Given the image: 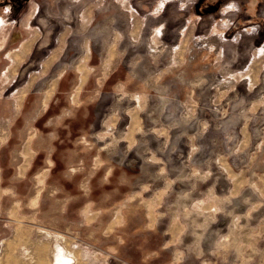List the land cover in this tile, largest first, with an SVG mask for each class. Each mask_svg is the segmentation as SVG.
Listing matches in <instances>:
<instances>
[{"label": "rangeland", "instance_id": "rangeland-1", "mask_svg": "<svg viewBox=\"0 0 264 264\" xmlns=\"http://www.w3.org/2000/svg\"><path fill=\"white\" fill-rule=\"evenodd\" d=\"M21 1L0 0V17H28L30 5L11 13ZM69 1L77 16L93 22L75 36L82 48L70 51L64 57L68 64L57 73L27 72L21 79L30 77V87L0 90V117L14 113L4 123L16 130L26 124L23 114H65L52 127L71 129L70 138L78 141L100 134L108 114L113 117L105 129H117L115 120L122 115L120 128L130 126L125 112L135 114L137 135L110 141H120L127 152L130 145L134 151L127 154L137 164L130 158L126 167L111 162L100 174L106 176L105 187L94 182L95 202L101 205L107 194L115 213L109 231L47 233L45 245L37 236L22 243L23 264H187L193 257L207 264H264V26L247 21L226 33V19L211 9L217 17L221 7L245 15L246 8H263L264 0ZM232 6L239 10H229ZM239 36L247 38L237 41ZM44 120L34 123L42 127ZM169 184L170 192L189 199L190 209L206 210L210 228L199 234L206 248L194 247L198 234L180 232L183 218L177 232L165 234L158 229L170 218L129 213L134 192L138 212L150 205L152 192ZM171 203L153 201V208L161 211ZM119 204L125 219L118 215ZM221 209L230 214L229 221L222 220L228 224L222 234L216 228ZM1 220L0 264H9L2 240L10 230Z\"/></svg>", "mask_w": 264, "mask_h": 264}, {"label": "crops", "instance_id": "crops-1", "mask_svg": "<svg viewBox=\"0 0 264 264\" xmlns=\"http://www.w3.org/2000/svg\"><path fill=\"white\" fill-rule=\"evenodd\" d=\"M71 3L69 0H23L14 3L11 13L12 15L16 14L20 9L30 5L33 11L28 17L25 16L23 19L13 16L0 17L3 22L0 26V37L4 35V39L0 40V90L5 91L11 87H21L22 89L30 87V77H25L23 80L21 79L23 75L27 72L57 73L69 62L64 57L70 51L82 48L75 36L89 30L93 22L86 19L83 21L81 16H77L75 4ZM79 3H81L80 0ZM44 6V14H41ZM211 9L216 18L226 19L228 23L227 26L225 25L226 33H235L238 27L236 25H242L247 21L252 23L256 21L264 26V6L263 8L258 6L255 9L246 8L245 15L228 10V12L223 11L221 7L222 14L219 17L214 11V6ZM231 9L239 10L233 6L229 8V10ZM250 25H247L245 29L250 28ZM168 27V22L163 25L165 34L170 31ZM22 33L30 35L28 37L30 39L26 41L21 37ZM252 34L245 32V35ZM33 36L34 38L31 39ZM35 37H37L36 40ZM239 37H237V41L247 38ZM251 39H255L253 35ZM88 44L86 45V56H88ZM54 65H58L56 68L59 69L54 68ZM77 70H80V66ZM18 78L21 80L20 84L14 85ZM3 99L4 96L0 95V101ZM10 104L13 106V102ZM125 114L131 122L130 126L120 128L125 119L122 115L115 120L117 129H105V123L110 122L113 117L108 114L106 118L102 119L103 129L100 134L86 135L83 140L78 141L70 138L73 132L71 129L53 128L55 124L53 122L63 119L65 114H20L26 124L23 125V128L16 130H7V124L4 123L14 113L0 117V219H4L1 220L6 222L4 227L9 226L10 230V233L2 240L5 241L7 263H26L23 257V249L26 248V244L22 243L33 241L37 236L39 245H45L44 236L48 235L47 233L60 237L74 232L93 234L103 233L104 229L109 231L111 218L115 213L109 209L108 201L110 199L107 194L102 195L101 205L95 202L94 193L97 190L94 192V182H99L104 188L106 176L102 175L100 179L102 171L108 170L111 167V162L121 161L118 164L126 167V162L130 158L127 153L134 151L130 145L127 152L124 150L126 147L120 148V141L117 140L116 144L113 140L110 141L114 137H121L125 140V138L137 135L135 128L137 116L128 112ZM43 117L45 120L42 127L34 123ZM64 133L67 136H63ZM130 161L137 164V158H130ZM109 173L107 172L106 175ZM3 184L6 186L2 187ZM170 191L171 184L166 186L162 192H152V197L148 198L150 205L138 212L137 192H134L130 195L133 207L129 213H132L135 218L137 215L170 218L158 229L165 234L179 230L176 228L181 225L178 223L181 220L179 217L183 218L180 232L198 235L207 233L210 223H208V227L205 226L206 210L202 208L190 209L189 199L183 198V194ZM5 198L6 205L3 206ZM157 200L171 201L172 203L167 204L165 209L160 211L158 208H153V201ZM125 201L123 199L124 206ZM179 205L182 206L181 209ZM118 207V215L125 219V208L120 204ZM222 209L219 210L221 213L216 223L220 234L227 233L228 224H223L222 220L225 218L229 221L230 217L229 213L222 214ZM190 216L197 217V220L191 219ZM121 226L125 231L124 222L123 224L121 222ZM134 229L137 231V225ZM149 229L151 228L148 226L143 228L144 231H150ZM120 230L121 228L116 231ZM195 244V248H206L200 235ZM41 257L44 258V255L41 254ZM195 258L202 260V257ZM195 258L189 259L186 263H208L206 260L197 262Z\"/></svg>", "mask_w": 264, "mask_h": 264}]
</instances>
